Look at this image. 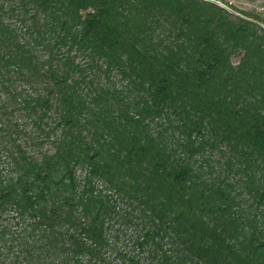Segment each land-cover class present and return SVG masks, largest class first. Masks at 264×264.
I'll use <instances>...</instances> for the list:
<instances>
[{"label":"trees","instance_id":"trees-1","mask_svg":"<svg viewBox=\"0 0 264 264\" xmlns=\"http://www.w3.org/2000/svg\"><path fill=\"white\" fill-rule=\"evenodd\" d=\"M259 21L0 0V264H264Z\"/></svg>","mask_w":264,"mask_h":264},{"label":"rangeland","instance_id":"rangeland-1","mask_svg":"<svg viewBox=\"0 0 264 264\" xmlns=\"http://www.w3.org/2000/svg\"><path fill=\"white\" fill-rule=\"evenodd\" d=\"M207 1L218 3L219 5L229 9L235 16L236 15L245 16V14L255 16L259 18L260 20L259 23L264 26V0H207ZM12 21L15 22V19H12ZM239 58H240L239 55L234 57L233 58L234 62L237 63L239 61ZM113 80L115 82H120V79H118L116 75L113 76L112 81ZM19 118L20 117L18 113L16 115V119L18 120ZM23 124L26 125V123H23ZM27 127L29 130L32 129V124L28 123ZM23 138H25V136ZM5 146L7 145L0 141V168L1 169L8 168V159L6 157L7 153H6ZM50 148H51L50 143H45L44 145H41L37 142V139L34 143L30 145V150H32V152H35V153H42V152L49 150Z\"/></svg>","mask_w":264,"mask_h":264}]
</instances>
